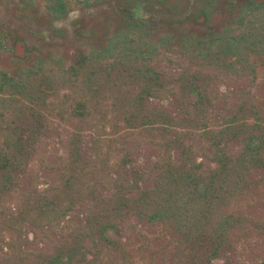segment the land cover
<instances>
[{"label":"rangeland","instance_id":"obj_1","mask_svg":"<svg viewBox=\"0 0 264 264\" xmlns=\"http://www.w3.org/2000/svg\"><path fill=\"white\" fill-rule=\"evenodd\" d=\"M6 141L0 264L264 260V0H0ZM168 152L213 183L149 222Z\"/></svg>","mask_w":264,"mask_h":264},{"label":"trees","instance_id":"obj_2","mask_svg":"<svg viewBox=\"0 0 264 264\" xmlns=\"http://www.w3.org/2000/svg\"><path fill=\"white\" fill-rule=\"evenodd\" d=\"M232 39L231 38V42ZM229 45L231 43H228ZM227 46L232 53H234L231 46ZM75 114L83 115L86 113L84 103L78 102L73 111ZM253 144V139H249L247 147ZM7 141L5 147L0 150V171L6 169L9 164V156L7 154ZM220 153V154H219ZM215 155V162H218L222 169L225 168L227 162H231V157L227 158L223 155L222 149ZM254 158L260 160L257 157L256 151ZM202 159L198 160L193 157L190 152H186L182 158L181 164L175 163L172 153L168 152L163 162L159 163V168L162 173L159 174V179L165 178L164 181H160L155 187L141 191L135 182L136 193L134 195H126L119 190L118 199L124 203L131 202L135 210H139V214L143 215L146 208L151 207L152 204L159 206L156 209L151 208V213H147L149 222H154L158 218H172L176 220L177 215L182 214L180 210L191 205L193 202H197L205 198V192H207L212 180H209V184L201 180L203 170ZM208 184V185H207ZM4 186V180L0 179V190ZM138 190V191H137ZM175 206V208H174ZM233 218V213L226 214L222 222L230 223V219ZM264 264V260L256 263Z\"/></svg>","mask_w":264,"mask_h":264}]
</instances>
